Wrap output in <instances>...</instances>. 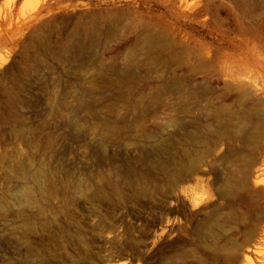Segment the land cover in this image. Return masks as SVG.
<instances>
[{"label": "rangeland", "instance_id": "374dc122", "mask_svg": "<svg viewBox=\"0 0 264 264\" xmlns=\"http://www.w3.org/2000/svg\"><path fill=\"white\" fill-rule=\"evenodd\" d=\"M96 15L124 18L113 35L99 28L101 54L144 22L187 54L135 68L99 101L83 86L93 71L60 49ZM212 104L247 107L264 128V0H0V264H231L264 251V228L252 237L245 207L217 195L225 166L253 154L217 139ZM100 120L113 132H94ZM181 128L188 140L171 144Z\"/></svg>", "mask_w": 264, "mask_h": 264}, {"label": "bare ground", "instance_id": "6f19581e", "mask_svg": "<svg viewBox=\"0 0 264 264\" xmlns=\"http://www.w3.org/2000/svg\"><path fill=\"white\" fill-rule=\"evenodd\" d=\"M148 1L151 2L152 0ZM122 17L116 15L110 25H105L100 21L103 18L102 15L92 16L88 20L80 21L73 30L75 35L60 47L62 52H66V54L72 52L75 55V60L79 62L80 68L93 71V74L85 80L83 86L92 92L96 99L103 102L107 94L113 89L136 78L133 72L135 68L147 69L168 60L180 62L187 54L186 48L182 50L181 54H175V47L171 50L168 43L167 30L161 31L149 22H144L140 26L133 39L125 41L116 48L113 52L115 53L114 56L109 55L108 57V54L112 51L101 54L96 50L100 42L101 32L99 28L103 26L107 35H113L112 28L114 24L124 23ZM200 68L204 69L203 62H200ZM235 108L212 104L209 109L212 126L217 130L218 140L224 134H230L237 142L251 149L253 156H240L242 157L241 161H232L225 166V178L220 184V191L217 192V195L225 199L232 209L236 203L245 207L241 219L246 227H252L249 234L253 237L258 233L259 227L264 228V179L255 182L252 179L254 174L253 158L260 151L259 145L264 135V128L260 124L253 123L250 117L251 111L247 107L238 106L236 110ZM247 122H250L248 129L246 128ZM110 124L108 120H100L98 123L91 124V129L94 132L98 131L106 134L107 132H113L112 128H115L113 122ZM181 130L184 131L183 134H180V130L176 129L169 135L168 141H171V144L179 143L181 139L188 140V129L181 128ZM198 138L199 136L195 139L200 142ZM209 152L204 151V154ZM196 172L197 166L195 164L190 169L191 176ZM184 181V178L179 174L174 177L172 182L181 185ZM231 264H264V251L258 247L248 249L244 255L233 258Z\"/></svg>", "mask_w": 264, "mask_h": 264}]
</instances>
